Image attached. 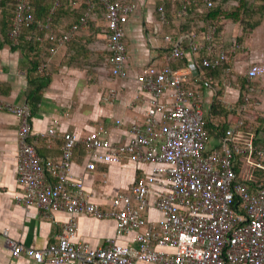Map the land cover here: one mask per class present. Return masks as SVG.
<instances>
[{
  "label": "built area",
  "instance_id": "built-area-1",
  "mask_svg": "<svg viewBox=\"0 0 264 264\" xmlns=\"http://www.w3.org/2000/svg\"><path fill=\"white\" fill-rule=\"evenodd\" d=\"M100 1L105 8L110 70L121 77L127 58L124 24L137 3ZM172 1L179 3L178 17H183L192 3ZM203 2L196 7L200 12L213 5L212 0ZM86 3L83 14L68 29L59 35L50 33V55L86 25L93 8L91 0ZM30 10L29 0H17L9 32L13 43H17L23 26L33 21ZM157 12L158 21L166 22L163 3L157 6ZM216 36L213 23H207L198 36L189 34L188 51L194 57L202 50L206 52L201 65L215 67L227 61V52L215 42ZM163 40L171 45V59L183 58L180 42L169 33ZM45 64L41 63L40 69ZM196 67L199 70L200 66ZM228 72L226 67L225 86L230 84ZM260 73H264V63H253L245 76L252 81ZM186 75L166 64L154 74L146 71L138 76L152 98L143 124L132 126L128 142L110 141L104 127L83 137L88 151L103 161L151 164L149 172L138 175L127 191L116 193L107 207L90 201L81 182L70 176L79 142L76 135L69 131L61 135L59 159L43 157L29 141L30 104L0 101V106L19 120L16 176L23 188L19 197L22 203H34L45 212L64 210L70 214L55 241L43 248L14 243L13 257L25 254L37 264H264V144L255 143L254 133L243 130L239 119L218 138V144L210 147L201 94L186 86ZM248 102L246 95L239 108L245 109ZM47 134L59 135L53 125ZM87 167L94 169L95 162L88 161ZM151 208L160 213V220L147 218ZM80 213L113 219L115 236L106 237L97 246L78 238L75 216ZM122 236L131 238L118 241Z\"/></svg>",
  "mask_w": 264,
  "mask_h": 264
},
{
  "label": "crops",
  "instance_id": "crops-1",
  "mask_svg": "<svg viewBox=\"0 0 264 264\" xmlns=\"http://www.w3.org/2000/svg\"><path fill=\"white\" fill-rule=\"evenodd\" d=\"M133 1L137 7L124 24L127 58L125 75L121 77L112 75L110 70L104 19L95 18L81 27L71 40L55 53L48 54L44 69L37 66L35 71L32 54L28 55L23 45L18 46L10 40L8 28L0 21V101L29 104L27 92L33 87L32 79L44 70L48 80L32 112L29 141L41 156L57 160L61 156V135L67 131L76 135L79 142L74 151L70 176L81 182L90 201L102 207L109 206L116 193L127 191L138 175L149 172L151 164L133 160L103 161L88 151L83 137L94 129L104 127L110 141L124 143L130 140L132 126L143 124L151 103V93L142 87L138 78L146 71L154 74L169 64L187 73V80L194 81L196 86L201 85L194 56L188 51L189 34L198 36L200 32L179 33L177 24L180 17L177 15L169 25L159 22L157 6L160 0ZM172 2L170 10L177 12L179 3ZM223 2L225 11L238 13L236 18L219 19L220 31L215 37V42L221 44L220 48L228 54L229 72L226 77L231 76L234 80L230 79V84L225 86L221 75V84L217 81L221 88L218 98L225 106L231 107L239 95L237 80L245 77L251 64L264 63V11L260 12L255 6L258 0ZM80 3V0H75L74 6L78 7ZM192 3H195L193 11L200 12L196 7L202 6L203 0H192ZM216 3L213 1V4ZM167 33L180 42L186 62L183 58H170V50L163 40V35ZM74 38L76 41H73ZM204 53L205 50H202L198 56ZM253 82L260 83L256 90L261 96L264 92V73L258 74ZM112 90L115 91L113 95ZM215 92L210 83H202L205 116L209 114ZM163 99L166 100L165 96ZM158 117L161 118L162 114ZM52 125L59 135L47 134L48 127ZM18 126L17 116L0 106V264H37L33 257L25 254L13 257L12 245L21 243L35 248L45 247L56 240L70 214L64 210L45 212L34 203L25 206L19 198L23 188L16 176ZM218 140L216 135H211L209 146L218 144ZM90 160L95 162L94 169L87 167ZM147 218L158 221L161 215L151 208ZM75 220L77 237L92 246L100 245L106 237L115 236V221L111 218L80 213ZM130 238L122 236L117 239L128 242Z\"/></svg>",
  "mask_w": 264,
  "mask_h": 264
},
{
  "label": "trees",
  "instance_id": "trees-1",
  "mask_svg": "<svg viewBox=\"0 0 264 264\" xmlns=\"http://www.w3.org/2000/svg\"><path fill=\"white\" fill-rule=\"evenodd\" d=\"M29 1L31 9L30 11L33 15V21L23 26L17 41V45H23L22 47L25 48L27 54H32L33 71H35L38 68L37 66L43 62H46V58L49 54V48L53 44V41L49 38L50 33L59 35L64 32L70 24L76 22L83 14L87 7V3L86 0H80V5L76 7L74 6L75 0ZM213 1H216L217 3L206 8L202 12L193 11V9H195L193 7L195 3H191L188 7L187 13L183 17H177L179 19L177 24L179 33L188 32L189 34L192 31L202 32L206 28L207 23H213L216 26L217 32H219V19L221 17L236 18L238 16L237 11L228 12L223 9L222 3H224L223 1L225 0ZM258 1L259 3L255 6L259 8L260 12H263L264 1ZM91 2L93 4V8L87 18L86 25L95 18L97 20L104 19L105 8L102 2L100 0H91ZM9 3H12V5ZM16 3L17 0H0V21L4 22V27L6 29L8 28V36L11 30ZM160 3H163L166 10V22L163 24L169 25L173 21V17L176 16V10H170L172 9L173 2L172 0H160ZM39 23L41 24V27L39 26ZM47 23L49 26H46ZM180 27H183V29ZM104 30L106 31V34H108L105 24ZM38 36H40L41 39H38ZM73 41H76V38H74ZM167 49L170 50L171 45H168ZM201 56L202 55L194 57L196 64L200 66L198 72L199 76L201 77V81L198 82L201 85L196 86L194 81L190 82L189 80H187L185 84L187 87L197 90L200 94L202 93V83H210L216 90V95L214 94V100L210 105L209 114L205 116V127L207 128L210 136L216 135L218 138H220L225 134L227 128L230 125L235 124L239 119H242V129L247 132L254 133L255 143L264 144V122L252 124L250 115L244 113L245 109L239 108V104L244 102L248 86L254 83L253 80L248 81L246 76L243 79L237 80L239 85L238 99L231 107L225 106L224 103L219 100L218 96L221 93V75L225 72L226 67H229V62L223 61L222 64L215 67L204 66L201 65ZM183 61L186 62L185 58H183ZM42 69H44V67ZM41 71L42 70H40L41 75L32 79L31 85L33 87L27 92V98L32 112L34 111V108L41 97V90L47 84L48 80L47 76H45L43 72L44 70L42 72ZM228 79L230 80L231 76L228 77ZM231 80L234 81L233 79ZM217 81L220 84H217ZM247 120L250 121L247 122Z\"/></svg>",
  "mask_w": 264,
  "mask_h": 264
},
{
  "label": "rangeland",
  "instance_id": "rangeland-1",
  "mask_svg": "<svg viewBox=\"0 0 264 264\" xmlns=\"http://www.w3.org/2000/svg\"><path fill=\"white\" fill-rule=\"evenodd\" d=\"M9 4L12 5V3ZM259 84L260 83L258 82L250 84V86H252V89H248L246 92V95H248L249 97L250 104L248 103L244 110V113L250 115L252 124H259L260 122H264V92L260 94L261 96L258 95L259 92H257L256 88H258ZM249 121L247 120V122Z\"/></svg>",
  "mask_w": 264,
  "mask_h": 264
}]
</instances>
